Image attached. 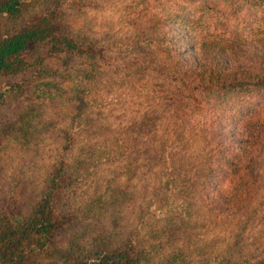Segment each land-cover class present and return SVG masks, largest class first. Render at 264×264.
Returning a JSON list of instances; mask_svg holds the SVG:
<instances>
[{"label": "trees", "instance_id": "1", "mask_svg": "<svg viewBox=\"0 0 264 264\" xmlns=\"http://www.w3.org/2000/svg\"><path fill=\"white\" fill-rule=\"evenodd\" d=\"M29 3L0 0V17L19 19ZM56 7L0 37V78L25 72L34 47L45 48L36 72L5 89L1 101L32 88L33 99L40 100L34 105L53 103L65 115L68 110L76 114L56 135L59 158L49 167L47 185L31 215L16 220L0 216V264H36L72 221L57 211L68 179L102 164L115 162L120 168L131 155L137 134L130 143L121 129L107 124L102 108L111 110L108 86L128 89L138 85L137 78L145 88L142 173L153 157L164 168L160 176L156 173L154 194L142 212V242L134 233L121 249L75 264H143L141 248L148 251L167 240L177 253L167 264H264L263 254L257 253L258 238L264 237V0H131V27L139 35L124 51L129 59L120 68L112 64L109 38L94 41L70 31ZM122 39L114 41L116 48H123ZM46 59L64 64L51 71L43 68ZM173 109L182 114L167 117ZM28 130L23 128L22 139ZM82 133H87L85 142L77 143ZM186 134L198 138L204 149L197 172L190 175L183 157L177 158L184 151L176 143ZM43 139L34 145L40 147ZM71 152L72 162L67 161ZM127 167L130 173L135 162ZM197 205L208 219L231 226L230 240L222 251L214 248L207 263L197 261L202 245L191 239L204 226L198 224Z\"/></svg>", "mask_w": 264, "mask_h": 264}, {"label": "rangeland", "instance_id": "2", "mask_svg": "<svg viewBox=\"0 0 264 264\" xmlns=\"http://www.w3.org/2000/svg\"><path fill=\"white\" fill-rule=\"evenodd\" d=\"M130 4L131 0H30L19 19L0 17V37L16 29L32 15L57 6L61 20L70 31L94 41L109 38L113 49L112 64L120 68L124 60L129 59L124 51L130 48L131 40L139 35L131 27L135 14L131 13ZM120 37L123 38L122 49L116 48L114 44ZM44 52L43 46H35L28 55L31 66L25 72L0 78V95L16 82L32 76L37 70L35 64L41 61ZM181 52L186 54L184 49ZM63 64L62 59H46L42 63L43 68H51V71L61 69ZM103 79L112 81L107 77ZM137 81V86L128 89L118 88L119 84L114 88L108 86L106 96L110 101L111 114H108L109 107L102 108L109 122L107 124L113 129H121L119 133L126 134L130 143L137 134L132 143L131 155L126 156L127 160L120 164V168L115 162L102 164L92 171H78L77 175L68 179L59 197L57 211L60 216H71L72 221L54 236L51 248L42 254V258L35 259L36 264L95 262L107 252L121 249L130 237H134V233L139 234L138 240L142 242L145 233L140 225L142 212L147 211L145 204L154 194L156 173L160 176L164 168L153 157L149 168L151 172L148 170L142 173V153L139 149L142 148L140 128L145 88L140 78ZM29 90L31 93L26 91L6 97L4 102L0 97V216L12 220L28 218L39 202L47 185L49 167L59 158L56 135L68 128L72 123L71 118L76 115L72 110H68L70 113L65 115L62 107L53 103L46 104L44 108L34 105L40 100L35 101L33 89ZM98 111L94 110L92 116ZM172 112H168L167 117L182 114L180 109H173ZM24 127L29 130L22 139L21 131ZM130 132L133 133L132 138ZM172 135L177 136L174 133ZM42 136L44 139L40 147H36L35 139L39 140ZM86 136L87 133H82L77 143L83 144ZM176 145L184 151L177 158L183 157L184 165L190 168L189 175L196 173L201 153L204 152L199 139L186 134L183 141H178ZM133 147L137 151H133ZM74 157L72 152L69 153L67 161L72 162ZM131 162H135V168H131L129 173V167L126 166ZM196 208L200 216L198 224L204 226L192 233L191 239L197 238L202 245L195 254L201 256L197 261L200 263L204 260L207 263L212 258L211 252L216 250L214 248L222 251L230 240L231 226L219 225L215 218L208 219L209 216L201 206L197 205ZM205 231H209V234L206 235ZM258 240L257 253L264 256V237ZM172 244L167 240L157 244L154 249L150 247L148 251H142L141 248L143 264H167L169 258L177 255Z\"/></svg>", "mask_w": 264, "mask_h": 264}]
</instances>
